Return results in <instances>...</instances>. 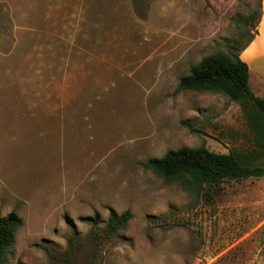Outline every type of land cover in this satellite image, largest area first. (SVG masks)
Wrapping results in <instances>:
<instances>
[{"label":"rangeland","instance_id":"374dc122","mask_svg":"<svg viewBox=\"0 0 264 264\" xmlns=\"http://www.w3.org/2000/svg\"><path fill=\"white\" fill-rule=\"evenodd\" d=\"M259 9L0 0V217L22 219L3 264H264V174L196 194L142 165L255 148L237 101L176 87L202 56L239 54ZM107 207L131 213L112 235Z\"/></svg>","mask_w":264,"mask_h":264},{"label":"trees","instance_id":"16d2710c","mask_svg":"<svg viewBox=\"0 0 264 264\" xmlns=\"http://www.w3.org/2000/svg\"><path fill=\"white\" fill-rule=\"evenodd\" d=\"M260 15L258 11L257 19ZM252 16L242 18L248 21ZM255 31V25H253ZM248 35L246 42L252 38ZM248 66L233 46L226 51L216 50L202 56L192 65L188 73L177 83V90H208L222 92L237 101L253 133L255 148L250 151L231 150L216 153L204 146L168 149L161 157H150L143 167L167 179L178 180L181 187L190 193H200L205 187L231 180L259 178L264 174V98L256 96L249 87ZM108 216L103 233L112 235L122 229L131 218L125 210L121 213L107 207ZM91 231L96 237L94 225L99 221L98 213L92 218ZM22 219L11 211L0 217V264L10 248L14 232L21 227Z\"/></svg>","mask_w":264,"mask_h":264},{"label":"crops","instance_id":"0c3cea01","mask_svg":"<svg viewBox=\"0 0 264 264\" xmlns=\"http://www.w3.org/2000/svg\"><path fill=\"white\" fill-rule=\"evenodd\" d=\"M260 15L252 38L242 47L239 58L249 71V87L258 97L264 98V0H259Z\"/></svg>","mask_w":264,"mask_h":264}]
</instances>
